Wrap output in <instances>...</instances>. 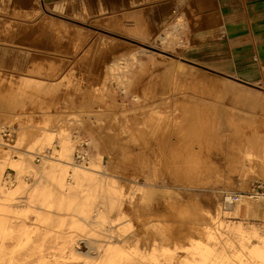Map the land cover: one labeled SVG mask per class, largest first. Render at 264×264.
<instances>
[{"label":"rangeland","instance_id":"1","mask_svg":"<svg viewBox=\"0 0 264 264\" xmlns=\"http://www.w3.org/2000/svg\"><path fill=\"white\" fill-rule=\"evenodd\" d=\"M183 1L84 23L45 18L22 33V25L0 24V46L49 54L31 56L38 67L26 76L38 81L0 74L6 145L45 154L60 150L56 141L66 135L81 163L86 141L87 154L106 166L113 184L95 197L82 195L89 214L75 223H62L57 191L37 210L25 208V192L0 194L13 205L0 218V228H8L0 237V264H262L227 227L240 224L264 237V200L250 192L264 176L245 160L239 168L257 150L247 120L264 114V90L211 69L215 29L202 36L192 28L214 7L195 0L188 16ZM15 31L18 39H9ZM23 33L34 38L19 39ZM14 174L5 167L2 178ZM140 184L148 185L146 196ZM83 218L102 221L99 234ZM112 242L120 243L121 255L109 252Z\"/></svg>","mask_w":264,"mask_h":264},{"label":"crops","instance_id":"2","mask_svg":"<svg viewBox=\"0 0 264 264\" xmlns=\"http://www.w3.org/2000/svg\"><path fill=\"white\" fill-rule=\"evenodd\" d=\"M182 1L0 0V24L22 25V31L20 29L22 33L26 32L23 31L25 27L42 22L45 18L84 23L95 21L97 18L113 17L131 9L149 8L155 11L154 8L160 5L173 8ZM193 1L195 0L183 1L188 16L187 5ZM201 4L213 6L214 12L219 13L222 23L211 33L215 46V52L210 54L211 69L244 85L264 90V0H201ZM208 13L206 9L198 15L203 18ZM206 30L208 28L204 29V32ZM18 33L20 32L15 31L8 38L16 40ZM23 34L25 36L19 39L34 38L27 33ZM36 36H38L35 37L36 39H43L39 34ZM33 55L48 56L49 54L42 51L34 52L28 47L0 46V74L38 81V78L32 79L26 76L27 70L38 67L31 60ZM59 59L69 61L65 57ZM71 65L72 63L69 62L62 72L67 71Z\"/></svg>","mask_w":264,"mask_h":264},{"label":"bare ground","instance_id":"3","mask_svg":"<svg viewBox=\"0 0 264 264\" xmlns=\"http://www.w3.org/2000/svg\"><path fill=\"white\" fill-rule=\"evenodd\" d=\"M30 10H32V8ZM115 22L117 23V21ZM43 23H40L39 27ZM57 23L59 24V22ZM111 24L116 26V24L114 23ZM221 25L222 23L219 13L213 12L211 15L203 19H200L199 23L196 24L194 28H192V32L201 33L203 35L204 28L205 29L208 28L210 30L211 28L214 29L215 27ZM178 27H179L178 22L168 27L165 31V34L161 36V41L165 44H168V41L166 40L168 35L172 34L173 31L176 30ZM53 28L55 27H52V29ZM76 29H78V27H76ZM63 30H65V28ZM56 31L57 29L54 32ZM74 32L77 33L78 31L76 32L74 29ZM87 33H85V35H88ZM66 36L69 35H65V37ZM65 39H68V37ZM105 43L107 42H104V44ZM40 67H42L41 64ZM247 122L249 126L248 128H250L249 129L250 135L253 138V142L255 143L257 150L256 153L247 152L245 154V159L242 158L241 166L239 168H241L242 171L244 170L243 163L245 160L246 162H248V166L250 169L256 172L258 176L263 177L264 176V114L261 116L250 115V117H248ZM6 135H7V131L4 130V128L2 127L0 129V146H4V148L0 150V194L12 195L19 191L27 193V196L25 197L26 200V203L24 205L25 208H28L30 210L40 209L42 198L43 197L45 198L50 193L57 191L58 194L61 196V198L57 202L56 207L64 213V220L62 221V223H65V221H68L67 223H75L77 219H79L78 215L86 216L89 214L88 208L90 204L85 200H83L82 195L91 194L95 197L96 195H98L99 192H102L104 188L108 191L110 187H113L112 182H109L108 180L109 175L106 173V166L103 165L102 163L101 164L98 163L96 157L87 154L85 149L83 150V153L85 155L84 160L81 163H76L74 161L72 145L66 135L60 136L59 140L56 141V145H59L61 148L60 150L56 148L55 152L49 151L46 152L45 154L40 152L34 153L32 151H27V150L20 151V149L16 146L6 145L5 143L6 139L4 138ZM10 151H14L18 153L17 158L13 157ZM38 158H39V164H36L33 159H38ZM5 167L10 168V170H12L15 173L14 176H12V179L16 181V186H13L11 184L12 183L10 182L12 180L11 178L10 181H6L4 180V178H2ZM23 179L31 180L33 186L30 185L31 188H29V186L26 185ZM50 182H53V187H50ZM140 187L142 192L144 193V196H146L145 193L148 192V190H146L145 187H148V185L140 184ZM254 198H259V197L254 196ZM1 199L2 197H0V200ZM8 199L9 198L6 197L5 199H3V201H0V218L1 216L5 215L7 208L13 207V205H11L10 203H6ZM247 199L248 197L246 196H240V201L247 202ZM114 207L115 204L110 203L109 208L113 209ZM246 208L247 210H249L248 203ZM80 220H82L83 223L92 224L95 226V228L92 231V235L94 234L96 235L100 227L103 225L102 221H92L90 219H84V218ZM6 229L8 228H6L5 226L0 228L1 238H3V233ZM227 230L230 233L238 236L240 240L245 241V243L242 244V247L246 250L249 256L259 259V261L262 264H264V237L260 235L257 232V230L255 229L247 230L243 228L242 225L240 224L227 227ZM70 238L71 237L67 235L65 239L69 241ZM252 241H255V243L248 244ZM120 246L121 245L119 242H112L108 250L110 253L114 255H121L123 250ZM245 264H255V263L251 261H246Z\"/></svg>","mask_w":264,"mask_h":264},{"label":"built area","instance_id":"4","mask_svg":"<svg viewBox=\"0 0 264 264\" xmlns=\"http://www.w3.org/2000/svg\"><path fill=\"white\" fill-rule=\"evenodd\" d=\"M85 146V147H84ZM87 146V142L84 141L82 147V151H79L81 155L85 156L83 153V150L86 149ZM250 192L253 196H258L259 198H261L262 200H264V180H256L252 183L251 185V189ZM237 201V196L233 197V201L230 200L231 203H234ZM226 200V198L223 200V204L226 205L228 203H230Z\"/></svg>","mask_w":264,"mask_h":264}]
</instances>
